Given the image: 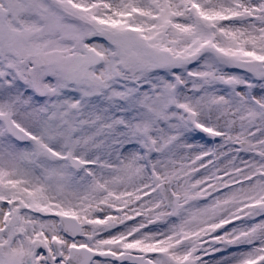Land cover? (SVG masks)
Returning <instances> with one entry per match:
<instances>
[{"label":"snow or ice","instance_id":"1","mask_svg":"<svg viewBox=\"0 0 264 264\" xmlns=\"http://www.w3.org/2000/svg\"><path fill=\"white\" fill-rule=\"evenodd\" d=\"M0 264H264V0H0Z\"/></svg>","mask_w":264,"mask_h":264}]
</instances>
